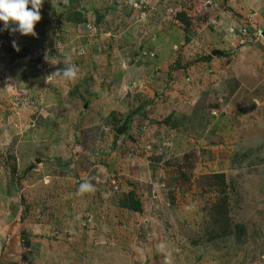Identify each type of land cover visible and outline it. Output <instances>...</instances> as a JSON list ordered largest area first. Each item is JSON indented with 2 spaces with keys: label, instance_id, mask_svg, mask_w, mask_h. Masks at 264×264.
<instances>
[{
  "label": "rangeland",
  "instance_id": "1",
  "mask_svg": "<svg viewBox=\"0 0 264 264\" xmlns=\"http://www.w3.org/2000/svg\"><path fill=\"white\" fill-rule=\"evenodd\" d=\"M69 1L0 30V264H264V0Z\"/></svg>",
  "mask_w": 264,
  "mask_h": 264
},
{
  "label": "clouds",
  "instance_id": "2",
  "mask_svg": "<svg viewBox=\"0 0 264 264\" xmlns=\"http://www.w3.org/2000/svg\"><path fill=\"white\" fill-rule=\"evenodd\" d=\"M44 0H0V23L2 29L10 33H19L21 36H36L35 26L41 21V7ZM12 47L19 51L16 41ZM79 68L76 65L68 64L56 71L55 74L63 79H75ZM92 190L90 183H83L81 191Z\"/></svg>",
  "mask_w": 264,
  "mask_h": 264
},
{
  "label": "trees",
  "instance_id": "3",
  "mask_svg": "<svg viewBox=\"0 0 264 264\" xmlns=\"http://www.w3.org/2000/svg\"><path fill=\"white\" fill-rule=\"evenodd\" d=\"M67 2L70 3L69 0H67ZM129 200H130V202H129V208H130L131 210L135 211V212H138L139 209H140V205H139V203H138L137 201H134V198H133L132 195H129Z\"/></svg>",
  "mask_w": 264,
  "mask_h": 264
},
{
  "label": "water",
  "instance_id": "4",
  "mask_svg": "<svg viewBox=\"0 0 264 264\" xmlns=\"http://www.w3.org/2000/svg\"><path fill=\"white\" fill-rule=\"evenodd\" d=\"M122 130H123V128H122ZM120 133V131H118V134ZM36 163H39V161L38 162H36Z\"/></svg>",
  "mask_w": 264,
  "mask_h": 264
}]
</instances>
